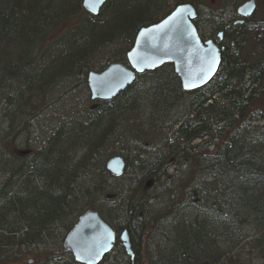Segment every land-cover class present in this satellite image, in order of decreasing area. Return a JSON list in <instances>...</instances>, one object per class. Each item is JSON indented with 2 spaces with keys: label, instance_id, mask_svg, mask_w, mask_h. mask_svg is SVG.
Returning <instances> with one entry per match:
<instances>
[{
  "label": "trees",
  "instance_id": "trees-1",
  "mask_svg": "<svg viewBox=\"0 0 264 264\" xmlns=\"http://www.w3.org/2000/svg\"><path fill=\"white\" fill-rule=\"evenodd\" d=\"M82 1L0 0V264L49 242L39 264H68L63 241L87 210L117 235L101 264H264V9L235 28L251 49L225 40L205 88L183 91L172 65L141 75L98 102L90 125L46 134L41 153L11 166L18 140H32L28 110L65 80L86 85L97 61L126 65L138 32L171 12L170 0H110L62 31L57 14ZM114 156L127 161L120 178L104 168Z\"/></svg>",
  "mask_w": 264,
  "mask_h": 264
},
{
  "label": "water",
  "instance_id": "water-1",
  "mask_svg": "<svg viewBox=\"0 0 264 264\" xmlns=\"http://www.w3.org/2000/svg\"><path fill=\"white\" fill-rule=\"evenodd\" d=\"M108 1L86 4L84 0L83 7L97 15ZM253 12L254 2L239 9L243 18L251 17ZM195 18L192 6L181 5L160 23L141 29L127 54L126 65L114 63L102 73L89 74L88 85L93 99L110 101L133 85L137 75L157 71L169 64L173 65L185 92L196 91L212 82L220 70L222 52L212 41L201 40L193 25ZM106 168L113 177H122L125 172L122 156L113 157ZM119 240L126 253L134 257L129 233L124 231ZM115 241L114 230L99 213L87 210L66 235L63 247L74 264H100Z\"/></svg>",
  "mask_w": 264,
  "mask_h": 264
},
{
  "label": "bare ground",
  "instance_id": "bare-ground-1",
  "mask_svg": "<svg viewBox=\"0 0 264 264\" xmlns=\"http://www.w3.org/2000/svg\"><path fill=\"white\" fill-rule=\"evenodd\" d=\"M63 1L64 0H59V4L60 3H63ZM84 1V0H83ZM83 1L82 2H80L79 4H77L74 8H72V9H70L71 7L69 6V7H66L64 10H62V12H59L58 14H57V19H59V21H57V24L60 26L62 23H63V25L66 27V30H65V32L67 31V30H71V28L73 27V26H76L77 24H81V23H83V22H85L86 20H89V18H98L100 15H101V13H102V11H103V9H104V7L106 6V4L110 1H108L104 6H103V8H101L100 9V11H99V13L97 14V15H94V14H92V13H90L89 11H87L84 7H83ZM245 0H243V1H241L240 3H243ZM60 5H58V3H56L55 2V5H54V7H56V8H58ZM53 7V8H54ZM235 9V13L233 12V11H231V13L229 14L228 13V17L230 18H233L234 17V14H236L237 13V15H238V17H241V15L239 14V9L240 8H234ZM162 20H160L158 23H160ZM255 21V18H252L251 19V21H249V25L251 26L252 25V23ZM158 23H156V24H158ZM156 24H153V25H156ZM153 25H151V26H153ZM151 26H148V27H151ZM148 27H146V28H148ZM63 29V28H62ZM228 40H233V41H235V40H239L238 41V44H240V43H242V44H244V49H246V50H249V49H251V48H249V46H248V44H252V41H253V37L251 36V35H249V34H247V33H241V32H239V31H237V30H235V29H230L229 31H228ZM134 46V45H133ZM133 48V47H132ZM131 51V50H130ZM129 51V52H130ZM113 56H115V53H110V54H108L106 57H105V59L106 60H109L110 58H112ZM111 64H114V63H111ZM111 64H109L108 65V67L111 65ZM119 64H123V63H119ZM124 65V64H123ZM170 65V64H169ZM166 66V65H165ZM173 66V65H172ZM164 67V66H163ZM161 69V68H160ZM175 71V70H174ZM102 73L103 71H101V72H94V71H91L90 73ZM89 73V74H90ZM146 73H151V72H145V73H143V74H141V75H144V74H146ZM89 74L87 75V78H86V85H84V84H82V81H81V84L83 85V86H85L86 87V91H87V93H88V100H87V106H85L86 107V109L85 110H83L82 111V114L80 115V116H78V117H74V118H69V119H66V120H64V121H59V123L56 125V126H53V127H50L49 128V130L47 131V133L46 134H49V135H51L53 132H55V131H58V130H60V131H63V130H66L65 128H67V125L69 124V123H79V124H82V125H84V126H88V125H90V123L92 122L91 120H92V118H93V112H95V109H96V107H97V103L98 102H100V103H109L110 101H112V100H114L117 96H119L121 93H123V92H125L126 90H124V91H122V92H120L115 98H113V99H111L110 101L109 100H107V101H104V100H102V101H100V100H94L93 99V94H92V92H91V90L89 89V85H88V76H89ZM141 75H137L136 76V79H135V81H134V83L137 81V79H138V77L139 76H141ZM76 80L77 79H74V78H72V79H69V80H65L64 82H63V84L61 85V86H59V87H61V89L60 88H58V90H53L52 92H49L48 94H47V96L44 98V99H42V101H41V103H38L37 104V106L36 105H34V107L32 108V109H30V110H28L27 111V113L28 114H30V115H28L27 116V118H28V120H29V122H30V125H32V129H31V132H33L34 130L35 131H43L42 130V121L43 120H52L53 118H55V116L53 115L54 113V111L55 110H57V109H61L62 107H63V104H64V102H66V101H68L70 98H71V94H72V92L76 89ZM214 80V79H213ZM213 82V81H212ZM212 82H210L209 84H211ZM133 83V84H134ZM181 83V82H180ZM208 84V85H209ZM208 85H206V86H208ZM205 86V87H206ZM205 87H203V88H205ZM203 88H201V89H203ZM198 90H200V89H198ZM56 91V92H55ZM58 91V92H57ZM197 91V90H196ZM18 100H20V102L22 101H25V98L22 96V98H20V99H18ZM90 101V102H89ZM98 107H99V105H98ZM97 107V108H98ZM43 133V132H42ZM46 139H44L43 140V142H42V144H40V146H33V145H29L28 147H21V145H19V146H16V147H14V152H15V154H16V156H17V160H15V161H13V163H11V166L15 163V164H19V162H18V158L19 159H23V158H26V157H31V158H33V157H35L37 154H39V153H41L42 152V150H43V147L45 146L44 145V141H45ZM115 157V156H114ZM113 157H111V158H108L106 161H105V163H104V168H105V170L107 171V168H106V166H107V163L112 159ZM123 158V160H124V162H125V170L124 171H126L127 170V161H126V159L124 158V157H122ZM108 172V171H107ZM9 173V175L11 176V173L8 171L7 172V174ZM125 173V172H124ZM8 175V176H9ZM9 176V177H10ZM3 178V177H2ZM86 212V211H85ZM85 212H83L80 216H82ZM79 216V217H80ZM79 217H78V219H79ZM78 219H77V221H78ZM77 221H76V223H77ZM75 223V224H76ZM75 226V225H74ZM73 226V227H74ZM72 227V228H73ZM71 231V230H70ZM69 231V232H70ZM124 231H127V230H123V231H121L120 232V236H121V234L124 232ZM68 232V233H69ZM122 245V244H121ZM32 248V249H34V251L36 250V249H39L40 247H41V245H39V244H29V245H23V246H20L19 248L18 247H16L14 250H13V252L11 253V256H10V259L12 260V261H14V263L13 264H20L21 263V259L23 258V255L21 254V250H24V248ZM122 248H123V246H122ZM124 249V248H123ZM125 250V249H124ZM16 252H18V253H16ZM39 252L40 251H38V253L37 254H39ZM126 252V251H125ZM44 254V253H43ZM126 255L128 256V257H130L131 259H134V257H131V256H129L127 253H126ZM13 257H16V259L17 260H14L13 259ZM57 260H60V257L58 256V259ZM32 263V261H30V264Z\"/></svg>",
  "mask_w": 264,
  "mask_h": 264
},
{
  "label": "flooded vegetation",
  "instance_id": "flooded-vegetation-1",
  "mask_svg": "<svg viewBox=\"0 0 264 264\" xmlns=\"http://www.w3.org/2000/svg\"><path fill=\"white\" fill-rule=\"evenodd\" d=\"M213 3L220 2V7L217 10H212L206 3L207 0H171L168 5L171 7L170 14L181 5H190L196 11V18L193 21V25L196 28L199 37L203 42L212 41L221 52L223 51V44L227 40L228 31L232 28L235 29L238 26H245L252 18H257V2L256 0H211ZM181 2V3H180ZM254 2V12L251 17L243 18L238 17L237 13L233 18L228 17V9L230 5L233 8H241L248 3ZM241 4V5H240ZM240 5V6H239ZM238 6V7H237ZM204 9V10H202ZM235 13V9L232 10ZM169 14V15H170ZM230 14V13H229ZM168 15V16H169ZM166 16L165 18H167ZM164 18V19H165ZM162 19V20H164ZM206 20V21H205Z\"/></svg>",
  "mask_w": 264,
  "mask_h": 264
},
{
  "label": "rangeland",
  "instance_id": "rangeland-1",
  "mask_svg": "<svg viewBox=\"0 0 264 264\" xmlns=\"http://www.w3.org/2000/svg\"><path fill=\"white\" fill-rule=\"evenodd\" d=\"M256 2H257V8H258L257 13L260 14V13H262V11L264 9V0H256ZM206 3L208 4L209 8L212 10H217L221 5L220 2L213 3L211 0H207ZM170 4H171V0H170ZM232 6L233 5L229 6V9L227 10L228 13H231V11L234 9V8L232 9ZM202 10H204V9H202ZM258 14H257V16H258ZM65 30H66V27L63 26L62 31H65ZM61 32L59 34H61ZM55 35H57V34H55ZM55 35H53V36H55ZM115 51H116V49L113 48V49H109V51H107V52L114 53ZM106 56H107V53L105 55V52H104L103 54H101L100 58L102 59V58H105ZM102 63H103V59L101 61H97L95 63L96 66L94 67L93 71L99 72L98 70L101 67ZM76 85H77L76 89L72 92L71 98L68 101L64 102L63 107L60 110L57 109L53 112L54 113L53 115L55 116V118H53L50 121L49 120H46V121L43 120L41 122L43 133L41 131H35V130L33 132H31L32 140L30 142V145L40 146V144H42V142L46 136V133L50 127L56 126L59 123V121L61 122V121H64L66 119H69V118H74V117L76 118L82 114L83 110L86 109L85 106H87V100H88V93L86 91V87L81 84V79L76 80ZM18 142L23 146L25 143V140L19 139ZM156 242H155V244H156ZM143 243L145 244L146 240H144ZM50 245H51V242L46 243L45 246H41L39 249H36L35 251H34V249H32L30 247L24 248V250H21V254L23 255V258L21 259L20 264H30V261H32L31 264H39L40 262H43L44 257L42 256V254L50 251V249H51L49 247ZM38 251H40L39 254H37ZM16 253H18V252H16ZM13 259L17 260L16 257H13ZM66 262H68V264H74V260H71V259L70 260L66 259L65 263ZM13 263H14V261L9 259L7 264H13Z\"/></svg>",
  "mask_w": 264,
  "mask_h": 264
},
{
  "label": "snow or ice",
  "instance_id": "snow-or-ice-1",
  "mask_svg": "<svg viewBox=\"0 0 264 264\" xmlns=\"http://www.w3.org/2000/svg\"><path fill=\"white\" fill-rule=\"evenodd\" d=\"M89 2H93V3H96V4H102L103 0H86V4L89 3Z\"/></svg>",
  "mask_w": 264,
  "mask_h": 264
}]
</instances>
